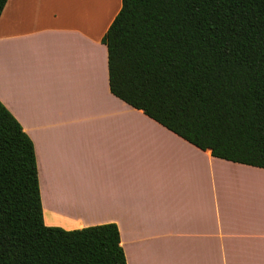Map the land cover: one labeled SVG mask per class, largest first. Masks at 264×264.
<instances>
[{
    "label": "crops",
    "instance_id": "1",
    "mask_svg": "<svg viewBox=\"0 0 264 264\" xmlns=\"http://www.w3.org/2000/svg\"><path fill=\"white\" fill-rule=\"evenodd\" d=\"M122 0H8L0 101L34 144L44 223L116 224L127 264H264V169L215 158L110 90Z\"/></svg>",
    "mask_w": 264,
    "mask_h": 264
},
{
    "label": "trees",
    "instance_id": "2",
    "mask_svg": "<svg viewBox=\"0 0 264 264\" xmlns=\"http://www.w3.org/2000/svg\"><path fill=\"white\" fill-rule=\"evenodd\" d=\"M103 43L114 96L264 169V0H122ZM0 264H127L116 224L45 225L34 144L1 101Z\"/></svg>",
    "mask_w": 264,
    "mask_h": 264
}]
</instances>
